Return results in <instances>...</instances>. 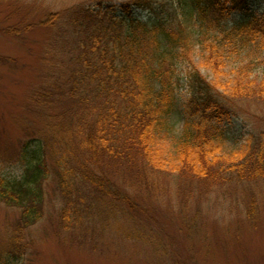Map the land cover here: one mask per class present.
Instances as JSON below:
<instances>
[{
    "label": "trees",
    "instance_id": "16d2710c",
    "mask_svg": "<svg viewBox=\"0 0 264 264\" xmlns=\"http://www.w3.org/2000/svg\"><path fill=\"white\" fill-rule=\"evenodd\" d=\"M95 2L0 28L16 37L56 28L54 45L64 55L53 80L30 96L39 128L19 157L24 179L0 173V202L20 209L0 246V264L23 259L29 246L25 230L45 214L46 184H53L61 202L60 230L81 228L100 208L103 235L118 227L126 239L154 242L146 225L133 221L154 219L140 189L155 191L156 173L166 162L201 192L264 179V143L246 144L242 153L233 154L234 148L227 156L220 124L231 102L264 101V69L251 74L250 62H242L234 67V86L222 92L226 86L209 80L192 58L198 48L219 69L224 60L238 62L250 47L261 45L264 51V13L228 22L231 14L248 11L252 0H179L161 15L154 14L153 0ZM137 11L147 12V19ZM259 58L264 63V56ZM3 61L16 62L8 56ZM181 63L188 64L185 73ZM182 91L183 128L172 136ZM247 205L254 216L253 193Z\"/></svg>",
    "mask_w": 264,
    "mask_h": 264
},
{
    "label": "rangeland",
    "instance_id": "374dc122",
    "mask_svg": "<svg viewBox=\"0 0 264 264\" xmlns=\"http://www.w3.org/2000/svg\"><path fill=\"white\" fill-rule=\"evenodd\" d=\"M77 3L96 4L95 0H0V28L38 21L50 12L63 11ZM178 5L179 0H153V12L161 15ZM263 13L264 0H252L248 11L231 14L228 22L232 26L252 14ZM138 14L142 19L148 17L147 12L139 11ZM55 35L56 28H39L20 37L0 29L2 174L17 176L21 173L19 157L24 143L39 128L34 105L30 107V96L34 89L52 81L58 73L64 55L54 45ZM4 56L16 62L6 63ZM263 56L261 45H255L244 51L238 62L224 60L219 69L201 55L198 48L192 58L209 80L226 86L220 87L224 92L234 86L235 66L250 62L249 72L257 75L264 69V63L259 61ZM179 67L185 73L188 64L181 63ZM181 97L176 114L171 118L172 136L180 134L183 128L185 91L181 92ZM230 108L229 116L220 120L227 136L222 153H230L234 148L233 154L242 153L246 144H263L264 101L235 100ZM170 154L163 156L169 158ZM162 161L165 163V158ZM162 168L156 173L157 185L153 193L135 185L141 188L142 203L146 202L154 219L144 217L133 222L146 225L147 232L155 236L154 242L126 239L118 227L103 235L106 225H103L100 208L81 228L60 230L57 210L61 202L51 183L46 184L43 218L25 230L29 246L18 264H264V179L229 183L201 192L198 186L183 181L169 162ZM250 193L256 197L254 216L249 214L247 205ZM19 217L18 207L0 202V246ZM115 217L125 223L120 214Z\"/></svg>",
    "mask_w": 264,
    "mask_h": 264
},
{
    "label": "clouds",
    "instance_id": "9594fccd",
    "mask_svg": "<svg viewBox=\"0 0 264 264\" xmlns=\"http://www.w3.org/2000/svg\"><path fill=\"white\" fill-rule=\"evenodd\" d=\"M16 179L17 180H23L24 179V174H23L22 171H21V173L19 175L16 176Z\"/></svg>",
    "mask_w": 264,
    "mask_h": 264
}]
</instances>
